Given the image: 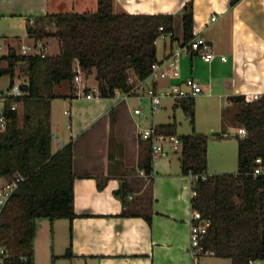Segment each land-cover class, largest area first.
Instances as JSON below:
<instances>
[{
    "label": "crops",
    "instance_id": "0c3cea01",
    "mask_svg": "<svg viewBox=\"0 0 264 264\" xmlns=\"http://www.w3.org/2000/svg\"><path fill=\"white\" fill-rule=\"evenodd\" d=\"M190 1L194 7V34L207 39L216 54L210 61V80L215 81L220 96L231 100L236 96L264 94V0H240L234 6L231 0H113V10L131 14H173L176 39L182 40V10ZM97 10L98 0H0V57L11 48L22 54L24 45L17 44L30 38L29 19L52 13ZM172 46L173 40L165 41V51L162 55L157 53L158 59L165 57ZM190 56L193 62L195 55ZM221 56L226 59L222 60ZM7 67L8 62L0 59V68ZM90 74L95 77V70ZM182 75V78L191 76L200 82L193 69L191 75ZM18 79L17 74L15 81ZM9 84L10 78L6 85L0 84V89ZM61 85L55 86L54 92L65 97L51 102L52 153L55 155L68 145L72 148L76 216L72 220L59 218L66 223L59 228L57 218L51 221L43 217L44 227L49 223L46 219L54 225L50 239L45 233L53 252L56 240L63 243L62 253L49 255L51 264H192L190 234L194 191L192 176L182 173L181 152L177 156H170L174 152L168 156L152 155V172L145 173L139 163L145 144L149 143L131 132L133 125L136 128L135 115L127 102L97 93L91 99L77 97L74 83L70 93H58ZM89 87L91 90L86 93H93L97 84ZM60 99H64V109L57 111L54 104ZM161 125L164 124L156 126ZM70 171L59 157L54 159L50 169H43L31 179L30 186L44 211L68 213L69 201L63 202L62 198L65 200L68 195ZM98 179L106 181L103 189L98 188ZM122 179L128 184L129 207H125L116 194ZM59 180L65 183L62 185L65 189L60 190L62 194L58 190ZM24 200L15 198L6 205L0 222V228L6 232L0 235V247L6 242L14 249L11 245L18 246L22 237H28L27 232H23L27 231L21 202ZM38 239L36 231L33 248L8 252L12 264L13 256L30 250L34 253V264H41ZM70 247L71 254L64 256ZM206 256L224 259L205 254L200 256L199 264H206L203 261ZM256 264H264V260Z\"/></svg>",
    "mask_w": 264,
    "mask_h": 264
},
{
    "label": "trees",
    "instance_id": "16d2710c",
    "mask_svg": "<svg viewBox=\"0 0 264 264\" xmlns=\"http://www.w3.org/2000/svg\"><path fill=\"white\" fill-rule=\"evenodd\" d=\"M239 1L231 0V6ZM182 21L183 40L188 41L195 37L191 1L183 7ZM174 23L173 14L115 12L113 0H98L96 12L52 13L28 20L29 37L34 40L58 39L60 53L44 57L19 55L11 48L8 54L0 57L8 62L7 68H0V77L7 75L10 84H14L20 68L29 78L28 83L21 85L26 93L22 97L24 123L20 124L19 110L12 112L7 131L0 138V166L1 175L7 180H12L16 174L24 177L12 199L28 200L30 238L36 234L38 218L68 217L72 220L76 216L72 148L68 145L57 154L52 153L51 102L65 97L54 92L55 86L73 83L77 61L86 75L95 70L101 97L112 98L118 90H129V72L134 71L139 78H145L152 63L158 60L157 40L162 33L159 27L164 26L166 32L175 33ZM231 101L240 105L235 120L246 130L245 134L238 133L237 136L238 171L208 174L209 136L206 134L194 132L179 136L182 141L180 159L182 173L192 176V209L209 221L208 233L202 242L204 249L216 257L230 259L232 264H250L264 260V175L253 173L255 160L264 157V96L254 102H247L245 96L232 97ZM194 103V99L181 102L193 122ZM157 127L161 133L176 134V123ZM145 145L139 166L151 174V144ZM59 157L71 169L68 195L65 200L62 198L63 202L69 201L68 213L44 211L30 186L31 179L43 169H50L54 159ZM105 185L104 179H98L99 189ZM62 189L58 188L60 194ZM116 194L124 206L129 207L126 180L122 179ZM148 220L151 222V218ZM71 252L70 247L64 256ZM12 259L13 264H34V253L30 250Z\"/></svg>",
    "mask_w": 264,
    "mask_h": 264
},
{
    "label": "built area",
    "instance_id": "2783aa9c",
    "mask_svg": "<svg viewBox=\"0 0 264 264\" xmlns=\"http://www.w3.org/2000/svg\"><path fill=\"white\" fill-rule=\"evenodd\" d=\"M215 19L213 17V20ZM159 30L162 32L159 38L165 41H171L175 38L171 51L162 59L152 63L150 73L145 78H139L134 71H130L128 77L129 90H118L115 95L118 102H127L131 98L141 101L146 99L150 102L151 113L157 112L162 107L164 99L169 98L175 102H181L204 93L201 83L194 77L182 78V54L200 55L206 62H210L216 57L212 44L202 36H195L188 41H184L183 39H176L175 33L166 32L164 26H160ZM21 51L25 55H40L44 57L50 54V46L45 40H34L32 44L24 45ZM221 59L225 60L226 57L221 56ZM74 70L76 71L73 81L74 94L77 97L91 99L96 97L94 93L101 96L97 87L93 89V93H86V73L77 61L75 62ZM21 85L22 83L15 82L14 84H9L6 88L0 89V138L7 131L12 112L18 111L19 106L22 104V97L26 94ZM263 96L264 94L254 93L247 94L245 98L247 102H254L262 99ZM65 112L68 113V111ZM133 112L137 116L148 117V115L144 116V110L140 106L134 108ZM238 133L245 134V128L240 127ZM138 134L143 141H148L151 144L153 156H168L171 152L177 153L182 150V141L179 136L161 133L156 125L144 128ZM253 173L255 175H264V157H258L255 160ZM23 181L24 177L18 174L12 180L5 179L1 175L0 166V222L4 208L11 201ZM208 227L209 221L203 219L201 213L195 210L192 215L190 234L192 264H199L200 256L212 254V252L206 251L202 245L203 240L207 236ZM0 264H12L11 256L2 247H0ZM250 264H256V261H252Z\"/></svg>",
    "mask_w": 264,
    "mask_h": 264
},
{
    "label": "rangeland",
    "instance_id": "374dc122",
    "mask_svg": "<svg viewBox=\"0 0 264 264\" xmlns=\"http://www.w3.org/2000/svg\"><path fill=\"white\" fill-rule=\"evenodd\" d=\"M34 39L26 38L22 42H19L17 46L29 45L32 44ZM45 41L50 46V55H55L60 53V41L56 38L45 39ZM170 42V40H167ZM158 53L162 55L165 51V40L159 38L157 40ZM6 52V50H3ZM182 60V71L181 76L184 73L191 75V71L193 69L194 75L200 80L204 93L199 95L194 99V122L192 121V117L189 113L184 111L181 103L175 102L173 99H164L163 100V108H160L157 112L152 114L150 112V102L146 99L138 100L136 98H131L127 101L129 107L132 108V111L136 107H141L144 110V116L148 115V118H144L143 116L135 115V124L136 128L133 125L132 131L138 133L140 130L144 128H149L153 124H171L176 123L177 130L176 135H188L194 132L206 134L209 136L208 141V173H236L238 171V130L240 125L235 120V114H237L240 110V105L233 106L230 104V99H226L221 97V92L218 90V87L212 79L210 80L211 70H210V62H206L201 58L200 55H195L193 62L190 54L184 53L181 56ZM17 74L19 75V79L16 80L18 83H24L28 81V73L21 71L20 68L17 70ZM9 81V76L5 75L0 79V84H7ZM85 81L87 84L86 92H89L91 88L90 85H96L97 81L95 77L91 74L86 75ZM72 83L66 82L57 89L58 93L62 92H71ZM214 86V87H212ZM89 87V88H88ZM186 99V100H189ZM64 99L57 100L54 104L55 110L60 111L64 109L63 104ZM189 103V101H187ZM177 104V105H176ZM18 113L20 114V124L22 125L24 122V112L25 107L23 104L19 106ZM62 111V110H61ZM134 113V112H133ZM68 118V116H66ZM134 128V129H133ZM131 130V129H130ZM218 134L222 135L221 137L217 136ZM55 149V147H53ZM179 153H171L170 156H177ZM59 187L62 188L65 183L62 181H58ZM65 188H63L64 190ZM24 206V216L23 219H26L27 223H25V228L27 231L28 237L25 239L22 237V241L17 243L18 246L11 245V249L6 242L2 244L3 248L7 250V252H14L16 249L18 251L23 252L26 249L28 250L34 245L36 242L32 238H30V230L28 223L31 222V217L28 212V201H21ZM22 206V205H21ZM22 215V212H21ZM42 219V220H40ZM45 218L36 219V231L38 232V249L40 251V259L41 264H51V257L49 255H56V253H62L63 243L56 240L54 245V252L52 248L49 246V242L45 238V233H48V239L51 238V232L53 233L54 225L50 223L49 219H46L49 223H47L46 227L43 226ZM59 218L56 219V226L59 228L60 225L66 224L64 221H60ZM52 221V220H51ZM6 229L0 228V235L5 234ZM54 235V233H53ZM54 238V236H53ZM16 247V248H15ZM55 257V256H54ZM46 260V261H45ZM203 261L206 264H231L230 259H216L213 256L204 257Z\"/></svg>",
    "mask_w": 264,
    "mask_h": 264
}]
</instances>
